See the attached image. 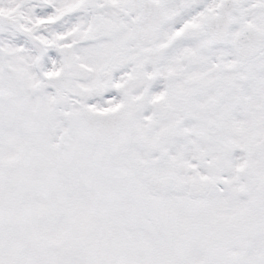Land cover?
I'll list each match as a JSON object with an SVG mask.
<instances>
[{"label": "snow or ice", "instance_id": "obj_1", "mask_svg": "<svg viewBox=\"0 0 264 264\" xmlns=\"http://www.w3.org/2000/svg\"><path fill=\"white\" fill-rule=\"evenodd\" d=\"M0 264H264V0H0Z\"/></svg>", "mask_w": 264, "mask_h": 264}]
</instances>
